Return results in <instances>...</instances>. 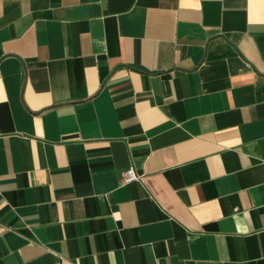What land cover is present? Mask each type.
I'll list each match as a JSON object with an SVG mask.
<instances>
[{"label":"crops","instance_id":"crops-1","mask_svg":"<svg viewBox=\"0 0 264 264\" xmlns=\"http://www.w3.org/2000/svg\"><path fill=\"white\" fill-rule=\"evenodd\" d=\"M0 264H264V0H0Z\"/></svg>","mask_w":264,"mask_h":264},{"label":"built area","instance_id":"built-area-1","mask_svg":"<svg viewBox=\"0 0 264 264\" xmlns=\"http://www.w3.org/2000/svg\"><path fill=\"white\" fill-rule=\"evenodd\" d=\"M138 178H139V175L136 173L134 168L131 166L124 172L121 182L122 183L131 182V181L137 180Z\"/></svg>","mask_w":264,"mask_h":264}]
</instances>
